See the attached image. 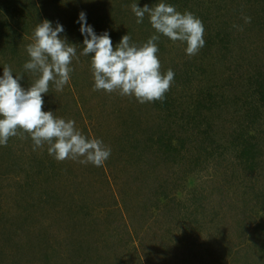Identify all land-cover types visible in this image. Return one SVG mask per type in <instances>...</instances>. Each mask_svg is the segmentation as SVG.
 <instances>
[{"label": "rangeland", "instance_id": "obj_1", "mask_svg": "<svg viewBox=\"0 0 264 264\" xmlns=\"http://www.w3.org/2000/svg\"><path fill=\"white\" fill-rule=\"evenodd\" d=\"M260 242L264 0H0V264Z\"/></svg>", "mask_w": 264, "mask_h": 264}, {"label": "trees", "instance_id": "obj_2", "mask_svg": "<svg viewBox=\"0 0 264 264\" xmlns=\"http://www.w3.org/2000/svg\"><path fill=\"white\" fill-rule=\"evenodd\" d=\"M24 75H25V72H24V69H23V67L21 68V69H19V78L20 79H22V77H24ZM250 242H253V241H250ZM255 243V242H254ZM260 244V245H259ZM258 248L260 249V251H261V253H262V256H264V242H260V243H258ZM262 247L263 249L261 250V248L260 247Z\"/></svg>", "mask_w": 264, "mask_h": 264}]
</instances>
